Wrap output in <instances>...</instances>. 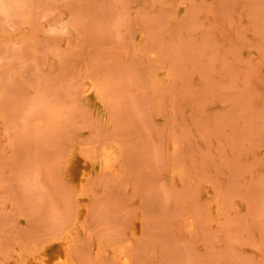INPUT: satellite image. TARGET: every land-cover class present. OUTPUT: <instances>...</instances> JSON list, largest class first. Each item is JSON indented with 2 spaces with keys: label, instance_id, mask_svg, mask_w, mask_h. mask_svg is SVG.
Listing matches in <instances>:
<instances>
[{
  "label": "rangeland",
  "instance_id": "obj_1",
  "mask_svg": "<svg viewBox=\"0 0 264 264\" xmlns=\"http://www.w3.org/2000/svg\"><path fill=\"white\" fill-rule=\"evenodd\" d=\"M65 236L72 264H264V0H0V264Z\"/></svg>",
  "mask_w": 264,
  "mask_h": 264
},
{
  "label": "bare ground",
  "instance_id": "obj_2",
  "mask_svg": "<svg viewBox=\"0 0 264 264\" xmlns=\"http://www.w3.org/2000/svg\"><path fill=\"white\" fill-rule=\"evenodd\" d=\"M89 89L90 88H88V90ZM111 153L112 152L110 151L104 152L100 159V162L98 163V166L110 167ZM88 160H79L75 162L74 159H70L66 164L65 174L67 176H71L73 174L77 175V180L75 181V184L78 188H81L82 184L85 182L86 177L93 171V164ZM86 212H87V204L81 199H78L76 206V215L78 216V219L81 220ZM189 216L191 219L190 212H189ZM68 230H72V229H68ZM131 232L133 234H136L137 228L133 226ZM63 234L62 236H64ZM70 241L71 238L65 236L64 238L59 240V242L54 247H52L50 251H45L41 254H36L28 257L26 264H72L70 248H69ZM127 253H125L124 247L121 246L113 251V257L121 264H130L129 259L126 256Z\"/></svg>",
  "mask_w": 264,
  "mask_h": 264
}]
</instances>
